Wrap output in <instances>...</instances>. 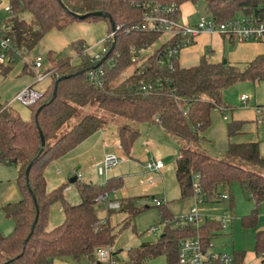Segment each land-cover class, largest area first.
I'll use <instances>...</instances> for the list:
<instances>
[{
  "label": "trees",
  "instance_id": "1",
  "mask_svg": "<svg viewBox=\"0 0 264 264\" xmlns=\"http://www.w3.org/2000/svg\"><path fill=\"white\" fill-rule=\"evenodd\" d=\"M5 1L11 14L10 18L4 20L8 26L5 35L10 38L13 46L17 49L25 47L27 53L50 30H61L75 21L105 20L108 24L106 35L112 31V26L106 18L83 16L87 13L99 11L109 15L117 29L107 52V57L113 62L108 65L101 64L105 71L102 86L97 87L87 79L85 68L91 63L87 61V57L81 56V47L85 42L79 40L72 43L76 53L74 57H57L54 51L47 52V64L44 65L43 71L48 73L49 77L42 81V95L37 101L27 106H17L7 105L9 100H0V162L15 168L16 183L21 195L18 201L6 203L1 208L4 216L12 220L13 226L7 234H0V264H54L64 257L80 256H87L91 264H96L99 261L97 250L113 245L117 232L108 219L103 221L99 218L98 205L110 200L109 195L123 186L121 175L107 177L104 183L78 181L74 176L79 201L73 204L64 198L65 184H60L52 190L45 187L44 170L48 165L107 126V120L101 116L85 115L57 137L64 124L76 115L80 108L93 103H96L100 110L137 125L155 124L178 138L179 148L174 162V175L180 192L179 198L191 197L193 183L197 182L206 202L212 198L215 201L217 195L226 193V201L231 211V186L236 183L243 195L253 202L249 213L241 216V225L246 228L255 227L259 206L264 201V155H261L257 141L234 140L242 134L245 121L231 116L225 122V154L228 159L230 157L258 166L257 171L246 169L228 159H220L185 147V143L203 140L202 133L211 124L212 111H218L223 120L227 119L224 113L229 106L223 100L224 89L238 82L264 83V53L235 66L228 61L223 63V60L213 62L210 57L212 50L207 47L197 63L183 67L179 61L181 53L191 44L179 52L172 70L158 67L156 54L135 63L132 61L129 51L131 47L151 45L160 36V33L137 32L131 29L141 21L146 9L144 3L156 1L162 5H174L179 16L182 3L201 0ZM204 1L206 15L218 21L250 15L258 9H264V0ZM23 12L29 13L28 20L20 17ZM218 36L226 39L223 35ZM227 40L231 43L255 42ZM98 44L96 50L99 48ZM21 63L22 73L31 75L27 64ZM13 65H0V70L7 74ZM130 67L132 70L122 76ZM156 77L161 78V85L155 84L147 92L138 89L137 79L151 80ZM55 83V96L52 98ZM17 107L26 109L27 115L21 116ZM255 107L264 105L255 104ZM183 109H187L185 115L182 113ZM40 133L45 146L32 163L26 177L25 169L40 149ZM117 134L121 150L129 154L139 135L138 128L119 125ZM194 175L198 176L196 181L193 179ZM137 198L139 196L123 197L117 201V208H107L109 215L115 211L125 215L121 230L133 227L134 217L147 208L139 207ZM56 202L61 206L62 222L48 228V210ZM155 207L161 220L172 216L166 203ZM221 230L220 220L205 221L198 229L193 225H186L181 229L165 226L163 233L155 241L141 242L138 246L130 248L124 260H118V250H110L109 259L99 262L143 264L147 258L164 255L167 264H177L178 239L191 238L198 234L204 245L208 246L211 245V238ZM253 251L264 264V230L255 232ZM232 254L235 264H240L244 252L233 250Z\"/></svg>",
  "mask_w": 264,
  "mask_h": 264
},
{
  "label": "rangeland",
  "instance_id": "2",
  "mask_svg": "<svg viewBox=\"0 0 264 264\" xmlns=\"http://www.w3.org/2000/svg\"><path fill=\"white\" fill-rule=\"evenodd\" d=\"M205 1H197L195 3L184 2L180 6L181 18L180 22L186 24H194L203 15ZM6 6L5 0H0V23L8 18L11 14L6 12L3 8ZM21 18L25 20L29 19V13L23 12L20 14ZM108 24L105 20H96L93 22L75 21L67 27L61 30H50L42 40L28 53L24 54L23 59L32 61L36 56L42 58L43 65L47 64L46 54L48 51L53 50L57 57H74L75 47L72 45L73 42L83 40L86 45H95L105 35ZM169 35L164 33L161 34L158 39L151 45V49H157L163 42L168 39ZM227 39V38H226ZM233 43H237L234 41ZM228 44V40H226ZM22 59H18L11 71L4 74L0 70V100H10L19 89H22L30 80L31 75H25L22 73L21 62ZM75 60V59H73ZM226 60V59H224ZM229 62V61H228ZM235 66H240L242 63L229 62ZM37 69L36 71H40ZM132 70H126L122 76L127 75ZM30 73V72H28ZM25 84V85H24ZM23 86V87H22ZM22 87V88H21ZM223 100L228 110L225 111L227 116L226 120H223L222 114L214 110L211 113V124L202 133L203 140L197 142H186L185 147H190L195 150H199L205 154L216 156L220 159H228L225 154V147L227 145L225 122L230 119L231 113L245 115L249 109L253 108L255 104L264 105V83L262 82H238L232 84L223 90ZM240 96H246V105L242 104L239 100ZM18 106V105H17ZM21 116H26V109L17 107ZM85 115H99L103 119L107 120V126L105 127L107 132L113 135V139L110 140L111 144H114L113 148L110 149L113 154L120 161L108 170L106 173L98 174L97 168L102 166L101 162H96L93 168L87 171L88 177H79L78 181L92 180L99 183H104L106 177L111 175L121 174L123 176V186L109 195L107 202L98 205V216L101 220L108 219L109 223L114 226V230L117 232V236L110 247L111 250H118V260H124L127 255V251L135 246H138L141 242H152L157 239L163 233V222L158 213L157 207L153 206L152 199L157 197L166 203V207L172 216H178L186 213V211L192 206L191 197L186 199H180V192L174 175V162L175 157L178 155L179 140L174 136H165L167 139L166 144L162 143L157 139L156 135L147 136L146 130L152 124L145 123L143 125H137L127 119L117 117L98 108L96 103L90 104L86 107H82L78 110L68 122L64 124L61 130L58 132V136L68 130L73 124L77 123ZM240 116V115H238ZM241 117V116H240ZM119 125H128L130 127L138 128L139 135L136 138L132 149L129 154L124 153L119 147L117 127ZM153 129L157 130L156 127ZM165 135V134H164ZM241 136V137H240ZM236 139L241 138L243 141L256 140L254 135L251 133L242 134L235 137ZM148 139H152L148 142ZM236 139H234L236 141ZM158 159L163 164L161 169V175L155 174L153 171L148 170L145 165L148 159ZM228 161L244 166L249 170H258V166L252 164H246L239 162L236 159L229 157ZM15 168L7 166L0 162V180H4L8 177H13ZM56 166L48 165L44 170L45 187L47 190H52L60 184H65L66 188L63 190L65 200L73 201L78 199V192L74 183H69V179L74 176L59 175ZM232 194V209L229 210L228 204L221 203L215 204V206L208 208L205 207V211L215 217H222L224 211L227 210L228 216L234 215L232 219V229H230L229 221L227 219V228L222 229L218 234L211 238V246L208 248L210 252L224 251L232 253V243L235 252H245L248 249H253L254 246V232H251L253 228H246L241 225L240 218L244 214H248L250 209L253 207L252 200L248 199L236 183L231 186ZM124 196H139L137 198V205L139 207H147L140 211L133 220V227L129 226L121 230L124 214L121 212H112L108 214L107 208L109 203L117 202ZM72 197H75L73 199ZM163 199V200H162ZM79 201V199H78ZM76 201V203L78 202ZM73 204V203H72ZM114 210V209H112ZM62 212L59 202L52 204L48 210V228H53L62 222ZM5 221L0 216V231L5 226ZM152 226L157 227L156 235H153L149 229ZM120 229V230H119ZM1 233V232H0ZM54 264H91V261L87 256H80L78 258L64 257ZM143 264H167L164 255H157L154 257L147 258Z\"/></svg>",
  "mask_w": 264,
  "mask_h": 264
},
{
  "label": "built area",
  "instance_id": "3",
  "mask_svg": "<svg viewBox=\"0 0 264 264\" xmlns=\"http://www.w3.org/2000/svg\"><path fill=\"white\" fill-rule=\"evenodd\" d=\"M146 8L143 12L141 21L133 25L131 29L137 32H153L161 34H168V39L163 42L157 49L152 50L151 45L145 47H131L130 54L132 61L135 63L138 60H144L152 55L157 56L156 64L160 68L172 70L174 68V60L178 58L179 52L193 44L196 38L201 34L206 35H223L227 39H236L239 41H264V9H258L250 15L231 18L225 21H218L210 16L203 15L194 24H186L179 21L181 18V11L179 16L176 14V7L174 5H162L156 1H148L143 4ZM6 12L10 13L9 5L3 7ZM116 27L110 33L105 35L97 44L99 48L91 53L90 50L95 45L83 44L81 47V56L87 57V61L91 64L85 68V75L87 79L95 86H102L105 71L102 63L106 65L111 64L113 60L107 57L110 44H112ZM8 26L4 21L0 23V65L15 64L20 58L22 60L27 50L25 47L17 49L12 45L11 40L6 36ZM208 49V48H207ZM27 67L32 72V79L34 85H26L20 89L16 94L7 102V105H22L27 106L37 101L42 95V88H36L35 84L42 82L48 78V73L43 71L42 58L36 56L31 62L24 60ZM40 71H36L37 69ZM161 78L145 79L139 78L136 80V85L139 90L147 92L153 88V85H161ZM177 99L176 96H173ZM239 100L242 104L246 103V96H240ZM183 115L187 113V109L182 110ZM256 122L258 124L264 123V107H255ZM226 117H224L225 119ZM120 160L113 154H106L102 160V166L97 168L98 174L106 173L114 167ZM149 170L159 172L163 168L161 161L149 160L146 163ZM196 181L197 175L193 176ZM104 198V196L102 197ZM226 193H220L212 198L209 202L205 201L203 194H201L200 186L197 182L193 183V193L191 195L192 206L184 214L178 216H171L161 220L163 227H172L181 229L186 225H193L198 229L205 221L220 220L222 229H225L227 219L234 218V215L228 216L227 210L224 211L222 217H215L205 211L208 208L221 203L222 205L227 200ZM163 200V199H162ZM154 206H159L162 201L157 197L152 199ZM110 208H117L118 203L112 202L108 204ZM229 221V222H230ZM149 231L156 235L157 227L152 226ZM211 245H204L203 240L197 234L194 237L180 238L177 241V264H235L232 253L217 251L210 252L208 248ZM110 247L97 250V257L99 261L106 262L109 259ZM118 261H111L110 264H117Z\"/></svg>",
  "mask_w": 264,
  "mask_h": 264
},
{
  "label": "crops",
  "instance_id": "4",
  "mask_svg": "<svg viewBox=\"0 0 264 264\" xmlns=\"http://www.w3.org/2000/svg\"><path fill=\"white\" fill-rule=\"evenodd\" d=\"M105 35L103 37H105ZM226 40L227 39H224L222 36H218L215 34L214 35H206V34L199 35L196 38L194 44L186 48L181 53L180 60H179L181 66L188 67L190 65L197 63L199 57L203 54V52L205 51L207 47H209L212 50L210 57L213 62H219V61L226 59V61H229V62L244 63V62L251 60L255 55L259 53H264V43L237 42L235 44V43L228 42V44L230 45L228 46L226 44ZM96 44L94 47L91 48L90 50L91 53H93L96 50V46H97ZM25 84L34 85L32 77H30L29 82ZM35 86L36 88H42V82L35 84ZM238 115H240L241 117ZM231 116L234 119L245 121V124L243 125V128H242L243 130L242 134H246L247 132L253 134L256 140H251V141H257L259 143V151L261 155H264V123L258 124L255 122L256 116H255L254 107L249 109L248 113L245 115L232 113ZM140 125H143V124H139V126ZM153 127H156L157 130L153 129ZM138 130H139V127H138ZM145 133L147 136H151V137L153 135H156L157 139H159L161 144L162 143L166 144L167 139L165 138V136H168V135L172 136L168 134L167 132H165L161 127L155 124H152V126L148 127ZM112 136L113 135H111L110 132H107L106 128L102 130H98L95 133H93L91 136H89L88 138L80 142L70 152L56 159L55 161H53L52 165L56 166L58 170L57 172L59 175H65V177L66 176L67 177L76 176L77 179L79 177H88L89 174H87V171L92 169L93 165H95L96 162L100 163L103 155H106L112 152L110 149H112L115 144V143L114 144L110 143V140L113 139ZM150 140L148 139V142ZM236 141L243 142L244 140L242 141L241 138H238L236 139ZM149 160L157 161L158 159L155 160L153 158H150L145 162L147 163ZM150 171H153L155 174L161 173L160 172L161 170L159 172H156L154 170H150ZM12 175H15V176L8 177L2 181L0 180V216L5 221L6 220L8 221L5 223V226L2 229V231H0L1 232L0 234L2 235L7 234L12 229L13 222L11 219L4 216L3 212L1 211V208L6 203L18 201L21 197L20 191L16 183V171ZM115 175H121V174H115ZM88 181H92V180H88ZM124 197H128V196H124ZM72 198L75 199V197H72ZM78 199H75L73 201H68V200L67 201L69 203H76ZM229 226H230V229H232V221L229 222ZM257 230H264V201H262V203L259 206L257 222L251 232H254V231L256 232ZM233 250H234V247L232 243V252ZM240 264H262V263L260 261V258L254 253L253 249H248L247 251L244 252V256Z\"/></svg>",
  "mask_w": 264,
  "mask_h": 264
},
{
  "label": "water",
  "instance_id": "5",
  "mask_svg": "<svg viewBox=\"0 0 264 264\" xmlns=\"http://www.w3.org/2000/svg\"><path fill=\"white\" fill-rule=\"evenodd\" d=\"M90 15H91V16H99V17L106 18V19L110 22V24H111V26H112V29L114 28L113 21H112V19H111V17H110L109 15H107V14H105V13H102V12H99V11H95V12L87 13L86 15H83V16H90ZM225 61H226V60H223V63H224ZM61 78H64V77H61ZM61 78H60V79H61ZM58 80H59V79H58ZM58 80L56 81V83L58 82ZM56 83H55V86H54V91H53V94H52V98H54V96H55ZM39 110H40V108L37 110L36 114L39 112ZM39 137H40V142H41V144H40V149H39V151H38L36 157L33 158V159L30 161V163L27 165V167H26V169H25V176H26V177H27V175H28V172H29V169H30L32 163H33L34 160H35V159H36V158L42 153V151H43V149H44V146H45V141H44V138H43V136H42L41 133L39 134ZM75 181H76V177H72V178L69 179V183H74ZM33 226H34V223L32 224L31 228H33ZM26 241H27V239L24 241V244L26 243ZM1 264H6V262L1 263ZM96 264H100V262L98 261V262H96Z\"/></svg>",
  "mask_w": 264,
  "mask_h": 264
}]
</instances>
